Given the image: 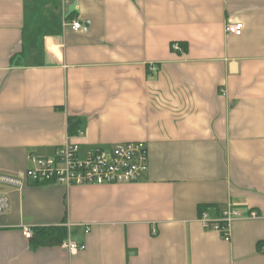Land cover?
<instances>
[{
  "label": "crops",
  "instance_id": "crops-1",
  "mask_svg": "<svg viewBox=\"0 0 264 264\" xmlns=\"http://www.w3.org/2000/svg\"><path fill=\"white\" fill-rule=\"evenodd\" d=\"M135 142L139 182L3 188L0 264H264V0H0V174ZM57 226L84 249L30 248Z\"/></svg>",
  "mask_w": 264,
  "mask_h": 264
},
{
  "label": "built area",
  "instance_id": "built-area-1",
  "mask_svg": "<svg viewBox=\"0 0 264 264\" xmlns=\"http://www.w3.org/2000/svg\"><path fill=\"white\" fill-rule=\"evenodd\" d=\"M90 22L74 20L70 29L74 32H87ZM225 32L235 36L242 33V25L228 23ZM173 51H180L177 43L171 45ZM156 71V67H150ZM29 167L23 178L0 174V214L7 209V197L3 188L20 189L28 182L41 185H59L65 188L73 186H103L130 184L142 180L148 172V153L145 143H121L110 148H91L85 153L80 152L78 144L66 143L56 149L50 157L42 158L28 155ZM251 213L250 217H255ZM243 218L241 211H223L219 218L210 220L207 215L202 218L204 227L217 232L224 241L230 240L229 226L232 221ZM25 236L29 238L30 232ZM74 253L77 244L66 239L63 244Z\"/></svg>",
  "mask_w": 264,
  "mask_h": 264
},
{
  "label": "trees",
  "instance_id": "trees-1",
  "mask_svg": "<svg viewBox=\"0 0 264 264\" xmlns=\"http://www.w3.org/2000/svg\"><path fill=\"white\" fill-rule=\"evenodd\" d=\"M67 230L62 226L36 228L31 231L28 238L30 248L60 246L67 239Z\"/></svg>",
  "mask_w": 264,
  "mask_h": 264
}]
</instances>
